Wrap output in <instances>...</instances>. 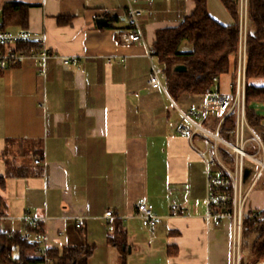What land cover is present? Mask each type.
I'll list each match as a JSON object with an SVG mask.
<instances>
[{"label": "crops", "instance_id": "crops-1", "mask_svg": "<svg viewBox=\"0 0 264 264\" xmlns=\"http://www.w3.org/2000/svg\"><path fill=\"white\" fill-rule=\"evenodd\" d=\"M10 3L31 6L29 28L6 31L42 39L50 57L45 78L34 59L0 70V234H23L36 218L45 230L40 255L77 246L93 249L88 264H123V256L126 264H245L249 249L235 248L233 222L209 218L205 157L213 141L180 135L186 122L165 77V90L149 85L158 32L179 27L195 2L132 0L144 37L134 44L120 38L128 0H0V10ZM208 11L223 26L235 24L220 0H208ZM100 19L108 25L100 28ZM246 23L248 31L247 0ZM63 57L80 62L65 66ZM239 63L231 57L215 92L236 96ZM250 84L264 87V79ZM204 100L183 95L174 103L200 114ZM253 107L264 116V105ZM144 203L154 206L156 227L142 225ZM246 211H264V184L251 190ZM115 219L126 228L123 248L108 241Z\"/></svg>", "mask_w": 264, "mask_h": 264}, {"label": "trees", "instance_id": "trees-1", "mask_svg": "<svg viewBox=\"0 0 264 264\" xmlns=\"http://www.w3.org/2000/svg\"><path fill=\"white\" fill-rule=\"evenodd\" d=\"M196 8L177 28L158 32L154 53L164 66L165 83L169 96L177 103L183 95H206L208 91L215 92L214 78H220L230 71L231 57L239 55L240 44V8L231 0H220L234 19L232 26H223L211 17L208 11V0H193ZM31 6L24 4H5L2 12V29L18 27L22 31L29 28V10ZM247 16L249 28L246 41V83H245V118L248 126L256 133L264 145V116L258 114L255 104L264 105V87H255L251 80L264 79V0H247ZM251 26V28H250ZM187 42L192 46L191 52H181V45ZM35 42L21 44L19 51L30 55L36 50ZM186 67L185 72H176L177 66ZM18 67V66H14ZM223 115L209 118L205 127L216 133ZM209 127V128H208ZM237 118L232 113L224 118L219 136L225 141L235 144ZM254 152V147L248 149ZM231 150L219 145V154L229 167L234 165ZM234 155V154H233ZM251 174L249 168L246 169ZM2 185L4 178H0ZM113 233L108 241L115 247L123 248L126 244V228L121 220L112 222ZM34 237L45 236L43 223L38 229L27 226ZM255 236L248 245L247 239ZM242 250L249 249V257L245 264H257L264 261V211L254 218L243 219L241 230ZM34 240L23 238L22 234L7 237L0 234V264H88L93 249L89 247L69 246L62 249H49L40 255ZM17 255H14L15 252ZM126 264V256H123Z\"/></svg>", "mask_w": 264, "mask_h": 264}, {"label": "built area", "instance_id": "built-area-1", "mask_svg": "<svg viewBox=\"0 0 264 264\" xmlns=\"http://www.w3.org/2000/svg\"><path fill=\"white\" fill-rule=\"evenodd\" d=\"M129 1V23L128 30L120 35L123 42L134 44L142 43L144 41L142 29L139 24V17L142 15V10L134 9L131 6L132 0ZM244 3V0H243ZM240 22V44H239V70L236 79V96H222L218 92L208 91L205 95V100L200 106V114L194 111H184L181 105L172 102L173 107L183 117L185 124L178 128L180 135L191 138L197 134L204 135L210 138L213 143L207 146L206 152V171L207 177V191H208V205L209 218L215 220V225L220 226L223 219H228L233 222L234 227V246L239 251L241 244V230L243 219L254 218L259 215L260 211H246V204L249 193L258 183L261 175L264 174V145L260 138L248 126L245 118V83H246V41H247V23L246 14L244 16V8L242 7ZM35 42L37 44L36 50L32 51L30 55L22 54L18 46L21 44ZM49 52L43 44V40L34 41V38L27 32L11 33L2 29V12L0 10V70L19 66L26 59H34L36 61V68L41 78L46 76V62L49 59ZM153 63L152 72L149 76V85L153 89L165 90L164 85V66L157 64L155 55L149 56ZM78 58L63 57L62 63L65 66H77L79 64ZM156 63V64H155ZM217 85L218 78H214ZM218 112L223 115L219 123L216 133H212L205 127V122L215 117ZM235 113L237 118L236 141L235 144L229 143L219 136L221 124L227 116ZM198 117V121L195 118ZM245 127L250 131L251 137L245 138ZM224 145L234 154V165L229 167L219 154V145ZM252 145V146H251ZM254 147V152H249L248 149ZM259 167V171L255 176L249 189L245 191V184L249 178H245L246 166L245 161ZM37 161L36 164H39ZM252 174V170H251ZM249 175V177L251 176ZM139 219L144 227H156L158 220L155 213V208L152 204H141L137 208ZM177 211H173L176 214ZM114 214L108 212L105 218H113ZM30 226L34 229L39 228L42 223L36 218H30ZM81 225H77L80 228ZM23 238L27 240H34L38 246L45 240V236L35 235L26 230ZM12 233H8L7 237H12ZM41 254L39 248L36 251ZM48 264L50 263L47 260ZM259 264V263H258Z\"/></svg>", "mask_w": 264, "mask_h": 264}, {"label": "rangeland", "instance_id": "rangeland-1", "mask_svg": "<svg viewBox=\"0 0 264 264\" xmlns=\"http://www.w3.org/2000/svg\"><path fill=\"white\" fill-rule=\"evenodd\" d=\"M244 16H245V14H246V0H244ZM241 12H242V10H241V7H240V15H241ZM238 57H239V55H238ZM264 113V112H263ZM196 121H198L197 119H195ZM209 128V127H208ZM190 136V135H189ZM251 137V134H250V131H249V129L247 128V127H245V138L246 139H249ZM210 140V139H209ZM252 146V145H251ZM249 151V150H248ZM231 155L232 156H234L233 155V153H231ZM245 166H246V168H249L250 170H252V174H251V176L249 177V179H248V182L245 184V191L244 192H246L248 189H249V186L251 185V183L253 182V180H254V178H255V176L257 175V173H258V171H259V167L258 166H256V165H254V164H252V163H250V161H245ZM263 184H264V174L263 175H261V177H260V179H259V181H258V183L256 184V186L253 188V189H258L261 185L263 186ZM252 190V189H251Z\"/></svg>", "mask_w": 264, "mask_h": 264}, {"label": "water", "instance_id": "water-1", "mask_svg": "<svg viewBox=\"0 0 264 264\" xmlns=\"http://www.w3.org/2000/svg\"><path fill=\"white\" fill-rule=\"evenodd\" d=\"M97 23H98V26L100 28H103L104 26L108 25V21L106 19H100V20H98ZM175 71L176 72H185V71H187V69H186V67L179 65L175 68ZM248 177H249V172L246 171L245 178L247 179Z\"/></svg>", "mask_w": 264, "mask_h": 264}]
</instances>
